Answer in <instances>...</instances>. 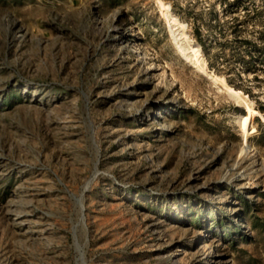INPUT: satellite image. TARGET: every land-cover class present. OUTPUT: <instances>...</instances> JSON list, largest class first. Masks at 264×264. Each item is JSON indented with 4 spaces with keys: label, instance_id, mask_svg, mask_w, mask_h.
Returning <instances> with one entry per match:
<instances>
[{
    "label": "rangeland",
    "instance_id": "rangeland-1",
    "mask_svg": "<svg viewBox=\"0 0 264 264\" xmlns=\"http://www.w3.org/2000/svg\"><path fill=\"white\" fill-rule=\"evenodd\" d=\"M0 264H264V0H0Z\"/></svg>",
    "mask_w": 264,
    "mask_h": 264
},
{
    "label": "bare ground",
    "instance_id": "bare-ground-1",
    "mask_svg": "<svg viewBox=\"0 0 264 264\" xmlns=\"http://www.w3.org/2000/svg\"><path fill=\"white\" fill-rule=\"evenodd\" d=\"M168 23H169V27H170L169 29L171 31V34H172L174 41L176 42V45H178L179 49L183 51L185 57L188 60L193 61L195 58L198 57L199 49L191 48V47H189V45L186 42H184L183 38H187V37L185 36L184 31L180 30V28L184 27V25H183L184 23L180 24L181 22L179 23L178 20L173 16H168ZM231 91L234 94L240 93L239 91H235L233 89H231ZM247 108L249 110L250 115L252 116L255 111H253L250 107H247ZM247 122H248V118H246L245 120H242V122H241V127L244 131L247 130V126L249 124V123L247 124Z\"/></svg>",
    "mask_w": 264,
    "mask_h": 264
}]
</instances>
